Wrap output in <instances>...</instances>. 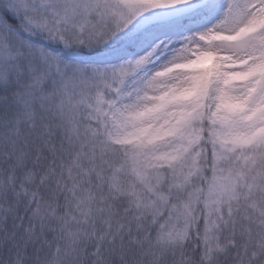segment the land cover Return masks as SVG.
<instances>
[{"label":"snow or ice","instance_id":"6c2138e0","mask_svg":"<svg viewBox=\"0 0 264 264\" xmlns=\"http://www.w3.org/2000/svg\"><path fill=\"white\" fill-rule=\"evenodd\" d=\"M0 264H264V0H0Z\"/></svg>","mask_w":264,"mask_h":264}]
</instances>
